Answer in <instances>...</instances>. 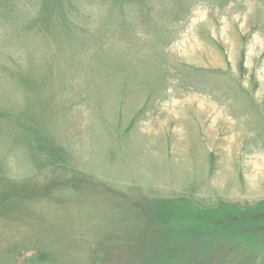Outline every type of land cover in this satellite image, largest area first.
Returning <instances> with one entry per match:
<instances>
[{"label":"rangeland","instance_id":"obj_1","mask_svg":"<svg viewBox=\"0 0 264 264\" xmlns=\"http://www.w3.org/2000/svg\"><path fill=\"white\" fill-rule=\"evenodd\" d=\"M0 264H264V0H0Z\"/></svg>","mask_w":264,"mask_h":264}]
</instances>
